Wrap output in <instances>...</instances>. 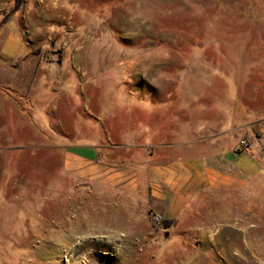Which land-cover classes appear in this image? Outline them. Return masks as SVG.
Segmentation results:
<instances>
[{"label":"rangeland","instance_id":"1","mask_svg":"<svg viewBox=\"0 0 264 264\" xmlns=\"http://www.w3.org/2000/svg\"><path fill=\"white\" fill-rule=\"evenodd\" d=\"M0 264H264V0H0ZM246 143L261 171L178 221L63 171ZM108 149L104 150L107 153Z\"/></svg>","mask_w":264,"mask_h":264},{"label":"crops","instance_id":"2","mask_svg":"<svg viewBox=\"0 0 264 264\" xmlns=\"http://www.w3.org/2000/svg\"><path fill=\"white\" fill-rule=\"evenodd\" d=\"M0 54L11 58L19 55L18 35L13 30L6 32ZM115 148H65L63 171L75 180L133 196L144 211L163 221L180 220L209 195L237 193L261 171L250 146L227 147L215 156L204 154L194 142L177 141L118 162L108 158Z\"/></svg>","mask_w":264,"mask_h":264},{"label":"built area","instance_id":"3","mask_svg":"<svg viewBox=\"0 0 264 264\" xmlns=\"http://www.w3.org/2000/svg\"><path fill=\"white\" fill-rule=\"evenodd\" d=\"M241 144H242L243 149H248L249 148L246 143L242 142ZM155 219L159 220L160 218L159 217H155Z\"/></svg>","mask_w":264,"mask_h":264},{"label":"trees","instance_id":"4","mask_svg":"<svg viewBox=\"0 0 264 264\" xmlns=\"http://www.w3.org/2000/svg\"><path fill=\"white\" fill-rule=\"evenodd\" d=\"M163 224H167V221H164Z\"/></svg>","mask_w":264,"mask_h":264}]
</instances>
